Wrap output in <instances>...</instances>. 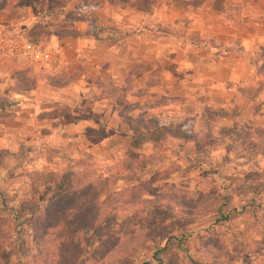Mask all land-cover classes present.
Wrapping results in <instances>:
<instances>
[{
  "label": "rangeland",
  "instance_id": "obj_1",
  "mask_svg": "<svg viewBox=\"0 0 264 264\" xmlns=\"http://www.w3.org/2000/svg\"><path fill=\"white\" fill-rule=\"evenodd\" d=\"M90 1L61 0L63 12L55 17L23 6L5 13L0 28L12 38L60 50L54 40L75 35L71 26L87 19ZM135 1L141 10L160 2ZM64 63L34 69L55 81L63 73L74 80L84 70ZM13 66L0 59V219L61 193L68 179L74 180L75 193L67 199L96 216L85 227L79 228L73 216L61 223L48 237L49 243L59 238L61 245L47 243L43 252H49L36 264H264V146L258 135L228 139L222 134L235 124L252 134L261 129L256 124L261 120L252 122L246 106L237 113L209 106V114L200 118L191 104L186 110L192 114L185 118L164 112L150 116L157 126L179 127L191 137L177 140L155 127L143 130L146 112L131 114V106L113 95L98 100L97 82L69 88L72 80L65 88L75 95L61 104L55 102L59 99L49 102L43 93L39 98L52 109L29 114L28 96L41 93L45 78L23 86ZM144 85L139 82L140 89ZM180 88L172 86V98L179 97ZM252 92L240 91L241 104ZM62 93L55 98L64 99ZM161 93L155 97L160 105L166 103ZM36 102L32 105L38 112ZM118 112L125 123H117ZM79 118L92 122L74 129L67 125ZM116 125L124 127L117 130ZM262 127L258 134L264 136ZM79 178L83 182L77 186ZM29 222L20 219L1 264H34L37 238L29 232ZM180 236L185 240L179 242Z\"/></svg>",
  "mask_w": 264,
  "mask_h": 264
},
{
  "label": "crops",
  "instance_id": "obj_2",
  "mask_svg": "<svg viewBox=\"0 0 264 264\" xmlns=\"http://www.w3.org/2000/svg\"><path fill=\"white\" fill-rule=\"evenodd\" d=\"M90 2L85 6L87 19L71 26L75 35L54 40L64 64L73 68L84 66L69 88L91 81L100 85L111 83L122 89L128 81L133 92L141 88L140 81H156L140 97L129 91L117 101L131 106L127 110L131 114L146 112L148 119L151 115L158 118L159 112L175 118L188 117L192 113L186 107L191 104L195 106L193 114L200 118L209 114V106L224 111L233 108L236 113L240 112L239 106L241 112L246 106L248 117L252 122H257L258 117L261 121L256 124L263 128L264 76L256 71L264 66V0H160L157 6H148L146 10L138 8L135 0ZM3 17L0 13V21H4ZM175 84H181L178 98H172L170 92ZM67 90L45 85L41 93L35 91L34 97L28 96L29 114L52 109L39 98L43 93L51 97L49 102L59 99L55 102L61 104V100L75 95ZM162 91L165 104L144 106L155 101ZM240 91H253L245 104L240 102ZM61 93L64 99L55 98ZM35 101L38 112L32 105ZM117 114V123L121 124L123 118ZM108 119L104 122L109 123ZM90 122L91 118H79L67 125L74 129ZM233 123L244 124L238 120ZM123 127L116 125L117 130Z\"/></svg>",
  "mask_w": 264,
  "mask_h": 264
},
{
  "label": "trees",
  "instance_id": "obj_3",
  "mask_svg": "<svg viewBox=\"0 0 264 264\" xmlns=\"http://www.w3.org/2000/svg\"><path fill=\"white\" fill-rule=\"evenodd\" d=\"M23 6L27 8H32L37 12V14H39V12L44 9L45 12H50L49 17H55L56 14L63 12V5L61 0H1L0 13L5 14L10 10L20 9ZM54 8L57 9L54 11ZM30 42L34 43V41ZM12 70L16 79L20 81L23 86L35 82L38 77L45 78L43 79L44 83L46 84V86L51 88H63L73 80V76H66L63 73L62 78L55 81V77H49L45 73H39V71L41 72V70L35 71V69L30 66H13ZM256 72L258 75L264 76V66L257 69ZM156 83V81L147 80L143 89H139L134 92L130 91V88L128 87V81L125 82V87L122 89L117 88L116 86L108 83L106 86H100L101 91L97 99L104 100L107 98H112L111 95H113L112 99L118 100L123 94L129 91L131 92L132 96L140 97L144 94L147 88L154 86ZM159 105L160 102L155 101L154 103H145L144 106H146L147 108H153L158 107ZM207 111L208 110L205 109V112ZM202 116L204 117L205 114L203 113ZM152 127H155L157 131L162 132L164 135L169 136L171 138L182 140H189L191 138L185 131L180 130L179 127L167 128L164 126H157L155 119H148L147 123L142 126V129L145 131H149L150 129H152ZM258 133L259 132H254L252 134L241 126H232L228 129H224L222 132V134L228 139L234 137H243V139H251V137L258 135L260 137H257L258 144L260 146H264V136H261ZM73 182L74 180L69 179L64 181V183H66V187L61 193H58L56 191L55 194H53L46 201L37 204L22 206L19 209L11 211V215L9 217L0 219V255L7 248L9 237L12 235L13 230L15 229V227L18 226V222L22 218H30V222L28 225L29 232L32 236L37 238V253L36 256H34L33 258L34 264L38 262L39 258L42 255H47V253L49 252V248L47 252H43L46 249L47 243H49V233L52 232L55 228H57L61 223L67 221L70 217L73 216L75 217V221L79 228L85 227L88 224H92L96 217L95 213L92 214L86 209L82 210L83 208L81 204L75 206V202H72L70 199H67L69 195H73L75 193V191L73 190ZM75 182L78 186L83 181L79 178L78 180H75ZM86 198L87 197L79 198V200H84ZM58 235H60V233ZM183 240H185V236H180V239L178 241L181 242ZM61 243L62 240L56 238V241L52 239L51 243L49 244H51L55 248V245L59 246L61 245Z\"/></svg>",
  "mask_w": 264,
  "mask_h": 264
},
{
  "label": "built area",
  "instance_id": "obj_4",
  "mask_svg": "<svg viewBox=\"0 0 264 264\" xmlns=\"http://www.w3.org/2000/svg\"><path fill=\"white\" fill-rule=\"evenodd\" d=\"M0 28V59L22 63L38 69H55L63 61L62 53L55 48L41 46L21 37H10Z\"/></svg>",
  "mask_w": 264,
  "mask_h": 264
}]
</instances>
